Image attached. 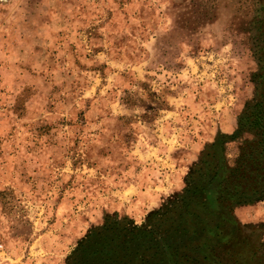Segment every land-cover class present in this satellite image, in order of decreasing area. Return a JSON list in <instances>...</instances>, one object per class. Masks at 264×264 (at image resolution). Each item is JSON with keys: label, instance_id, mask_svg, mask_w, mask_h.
Wrapping results in <instances>:
<instances>
[{"label": "rangeland", "instance_id": "rangeland-1", "mask_svg": "<svg viewBox=\"0 0 264 264\" xmlns=\"http://www.w3.org/2000/svg\"><path fill=\"white\" fill-rule=\"evenodd\" d=\"M241 23L235 0L0 1V264H67L179 196L255 96ZM235 216L264 231V198Z\"/></svg>", "mask_w": 264, "mask_h": 264}, {"label": "trees", "instance_id": "trees-1", "mask_svg": "<svg viewBox=\"0 0 264 264\" xmlns=\"http://www.w3.org/2000/svg\"><path fill=\"white\" fill-rule=\"evenodd\" d=\"M235 1L256 63L255 96L235 130L205 146L183 192L144 226L107 217L67 264H264V231L235 216L237 207L264 198V0ZM232 143L238 144L233 161Z\"/></svg>", "mask_w": 264, "mask_h": 264}, {"label": "water", "instance_id": "water-1", "mask_svg": "<svg viewBox=\"0 0 264 264\" xmlns=\"http://www.w3.org/2000/svg\"><path fill=\"white\" fill-rule=\"evenodd\" d=\"M0 1H6V0H0Z\"/></svg>", "mask_w": 264, "mask_h": 264}]
</instances>
